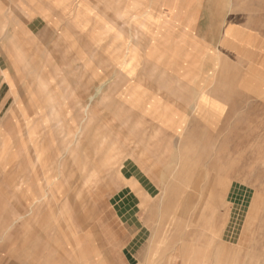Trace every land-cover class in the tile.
I'll list each match as a JSON object with an SVG mask.
<instances>
[{
  "label": "crops",
  "instance_id": "0c3cea01",
  "mask_svg": "<svg viewBox=\"0 0 264 264\" xmlns=\"http://www.w3.org/2000/svg\"><path fill=\"white\" fill-rule=\"evenodd\" d=\"M205 6L202 0H0V263H15L17 260L12 257L21 258L25 263L31 246L40 248L34 251L35 255L39 253V257L32 254L28 258L30 262H80L73 249H70L69 257L62 260L42 255L49 238L44 229L47 231V225L55 224L49 222L53 218L52 213H45L43 206L33 204L41 200V205L50 194L43 192L41 182L38 188H32L30 181L27 182L26 177L18 178L21 173L15 170L21 164L20 159L27 152L29 155L30 148L34 152L29 138L30 127L27 128L22 120V112H25L37 128L33 141L40 152L37 166L48 167L54 160L61 165L67 158L60 154L64 150L69 151L65 146L70 142L71 162L79 164V139L86 132L90 148L94 144L95 151H103L99 167L104 168L109 164L111 143L118 140V149L115 150L122 153V159L119 175L113 179L119 183V191L115 196H108L110 218L105 225L110 229L108 237L97 245L103 249L96 252V244L92 245L95 249L89 248L88 264L97 261L96 253H99L97 262L102 264H218L217 260H209L207 254L193 258L188 253L183 254L188 250L176 249L196 246L186 244L191 240H168L162 245L168 248L161 250L163 255L153 254V240L150 244V240L141 235L144 224L140 215L146 216L147 213L140 203L153 194L146 184L155 182L133 157L128 156L126 149L130 113H135L137 118H157L153 113L160 110L168 114L167 118L179 117L170 106L163 105L174 102L176 94L181 93V85L177 82L189 88L184 89L185 95L190 96L186 101L192 102L200 112L208 111L203 104L207 99L220 109L225 103L216 90L207 92L206 88L217 85L215 75L218 66L240 64L227 54L213 52L209 48L206 41L208 32L200 29L205 18ZM77 12L81 16L75 18ZM225 31L223 38H255L253 33L239 26L228 25ZM239 32L246 34L239 35ZM66 50L75 54L78 60L87 55V59L77 66L86 67L83 69L88 71L90 79H94L95 86L96 82L105 85L113 75L119 84L118 89L115 85L102 96L96 94V89L89 90L87 103L76 98L69 100L59 90L55 93L44 90L54 83V79L49 80L42 72L63 70L60 56ZM17 56L22 60L14 61ZM258 64L253 62L248 66H260ZM27 66L39 67V72L31 75V80L24 78L23 71ZM6 69L10 70L15 81L17 101L14 95L9 94L10 85L3 74ZM144 80H148L150 85H145ZM5 87L7 90L4 92ZM21 87H27L28 93H18ZM117 102L119 107L111 104ZM130 102L153 104L155 108L144 111L131 107ZM220 112L217 111L216 115L219 116ZM33 114L35 116L32 117ZM33 118L43 119V123L38 125ZM78 118L84 120L81 126L76 125ZM49 119H54L56 126H49ZM97 137L98 143L101 139V147H96ZM33 167L29 171L31 175L36 173ZM52 183L46 193L50 191L58 197L59 184L63 180L58 177ZM127 183L135 184L137 189L128 188ZM66 213L62 208L60 216ZM55 218L53 220H58ZM37 222L40 225L38 232ZM43 222L46 224L44 229ZM20 227L24 228L21 230ZM56 240L51 244L57 247ZM199 246L205 247L202 242ZM4 251L7 255L2 254Z\"/></svg>",
  "mask_w": 264,
  "mask_h": 264
},
{
  "label": "rangeland",
  "instance_id": "374dc122",
  "mask_svg": "<svg viewBox=\"0 0 264 264\" xmlns=\"http://www.w3.org/2000/svg\"><path fill=\"white\" fill-rule=\"evenodd\" d=\"M202 1L206 4V12L200 29L208 32L206 41L209 48L213 52L227 54L238 61L240 66H218L215 75L217 85L206 88L207 92L216 90L219 93L225 102L221 109L204 99L206 103L203 104H206L208 111L196 110L192 102L186 101L190 96L185 95L184 89L189 88L177 82L181 85V93L176 94L174 102H165L163 105L170 106L175 116L179 117L167 118L168 114L160 110L153 113L157 118H137L135 113L129 114L127 154L155 182L146 184L153 194L143 198L140 203L147 213L146 216L140 215L144 224L141 235L150 240V244L153 240L154 255L164 254L161 250L168 248L162 245L167 244L168 240H191V243L186 244L196 246L176 249L188 250L183 254L188 253L193 258L207 254L209 260H217L218 264H264V0ZM79 16L81 14L77 12L75 18ZM228 25L242 27L253 33L255 38H223ZM21 58L17 56L14 61ZM83 58L87 59V55ZM60 59L63 70L42 72L49 80L54 79V83L44 89L49 93L59 90L69 100L76 98L87 103L89 90L96 89V94L102 96L118 84L112 75L105 85L96 82L95 86L94 79H90L88 71L83 69L86 67L77 66L84 59L78 60L75 54L67 50ZM253 62L260 66H248ZM38 68H24V78L31 80L39 72ZM112 72L116 75L115 71ZM3 74L10 85L9 94L14 95L17 101L16 84L10 70H4ZM143 83L150 85L148 80ZM118 85L115 86L117 89ZM35 89L38 90L37 87ZM6 90L5 87L4 92ZM27 90V87H21L18 93L27 94ZM111 104L119 107V102ZM129 104L144 111L155 108L153 104ZM17 105L21 107L19 102ZM220 110L222 112L217 116ZM22 115L25 126L30 127L29 138L34 145V152L30 146V157L27 152L20 159L21 164L15 170L21 174L17 176L26 177L32 188H38L40 182L43 184V192L50 194V197L44 198L41 205V200H36L33 206H43L45 213L49 211L53 218L58 219H49L55 225H47V231L43 222V229L49 238L42 255H47L48 259L62 260L69 257L70 249H73L79 258L78 263L88 264L89 248L95 249L92 245L96 244V252L103 249L97 245L108 237L110 229L105 225L110 218L108 196H115L119 191V183L113 179L116 174L119 175L122 159V153L115 150L118 149V140L112 141L109 164L104 168L99 167L103 151H95L94 144L90 148L86 132L79 139V164L71 162L70 142L65 146L69 151L64 150L60 154L67 158L61 165L54 160L48 167L37 166L40 152L33 142L37 128L25 112ZM32 120L38 125L43 123V119ZM83 121L78 118L76 125L81 126ZM48 124L56 126V121L49 119ZM98 139L95 141L96 147H101V139L99 143ZM32 167L36 171L35 175L29 173ZM58 177L63 183L59 184V195L55 197L56 194L50 191L46 193V190L53 186L52 182ZM108 179L112 182H107ZM127 185L128 188L137 189L133 183ZM62 208L68 214L60 216ZM36 227L38 232V222ZM20 228L22 230L24 227ZM55 239L59 244L57 247L51 244ZM39 242L40 237L37 239ZM200 242L205 247L200 248ZM71 244L74 246L71 247ZM39 248L29 247L25 263L21 258L12 257L17 261L10 264H39L28 259ZM6 253L4 251L2 254ZM96 254L98 261L99 253ZM35 257L38 258L39 253ZM97 261L93 264H102Z\"/></svg>",
  "mask_w": 264,
  "mask_h": 264
}]
</instances>
